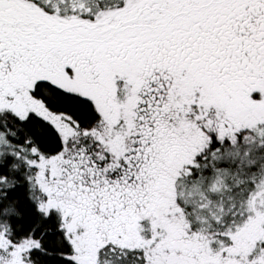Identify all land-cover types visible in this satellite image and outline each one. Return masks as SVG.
Here are the masks:
<instances>
[{
    "label": "snow or ice",
    "instance_id": "snow-or-ice-1",
    "mask_svg": "<svg viewBox=\"0 0 264 264\" xmlns=\"http://www.w3.org/2000/svg\"><path fill=\"white\" fill-rule=\"evenodd\" d=\"M0 264H264V0H0Z\"/></svg>",
    "mask_w": 264,
    "mask_h": 264
}]
</instances>
